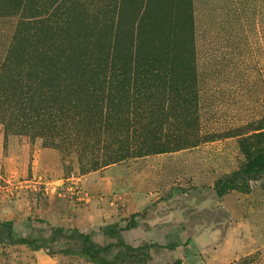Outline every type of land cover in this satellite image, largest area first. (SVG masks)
I'll return each mask as SVG.
<instances>
[{"label": "rangeland", "instance_id": "374dc122", "mask_svg": "<svg viewBox=\"0 0 264 264\" xmlns=\"http://www.w3.org/2000/svg\"><path fill=\"white\" fill-rule=\"evenodd\" d=\"M262 149L264 0H0V222L16 237L101 245L148 209L118 235L161 247L148 264H264V176L214 192ZM0 264L88 263L0 245Z\"/></svg>", "mask_w": 264, "mask_h": 264}, {"label": "trees", "instance_id": "16d2710c", "mask_svg": "<svg viewBox=\"0 0 264 264\" xmlns=\"http://www.w3.org/2000/svg\"><path fill=\"white\" fill-rule=\"evenodd\" d=\"M46 59L47 62H49L54 61L55 58L47 57ZM67 60L68 58L64 59V61ZM75 61L81 63L83 62V60L80 61L79 57H77ZM46 68H50L49 70L45 69L47 75H51L53 77L60 78V76H62L66 78L71 74H74L75 77L77 74L75 69L66 73L67 69H63V66L57 69L55 64L51 63H49ZM96 68L97 65L92 66L93 75L91 76L92 78H95V80L98 74V68ZM117 72L118 71H115V73ZM115 75L113 73V76ZM116 78H118V81L128 83L130 75H128V72H125L124 74L122 73L121 75L116 76ZM152 78H155V76ZM23 86L24 89L27 88V84H24ZM78 94L81 95V93ZM86 96L87 93L84 92L82 97ZM162 153H165V151H162L159 154ZM263 176L264 149L256 152L252 156H249L247 163L243 164L236 172L227 177L222 184L214 189V192L217 198L221 199L233 190L234 187L241 181H253L260 179ZM147 211L149 210L146 209L142 213L131 215L129 219L122 220L119 224L113 225L110 229L105 231L104 235L107 238L101 245L95 243L90 236L83 234L76 229L65 231L61 228H51L50 235L47 238L38 237L28 239L16 237L12 222H0V245L23 246L31 251L42 250L46 252V254L52 256L59 255L63 257H79L88 264H148L151 260V250L155 248L161 249V247L147 244L139 247H132L118 238V235L120 234H125L139 228L141 222L147 214Z\"/></svg>", "mask_w": 264, "mask_h": 264}, {"label": "crops", "instance_id": "0c3cea01", "mask_svg": "<svg viewBox=\"0 0 264 264\" xmlns=\"http://www.w3.org/2000/svg\"><path fill=\"white\" fill-rule=\"evenodd\" d=\"M168 78H170V79H167L166 81H165V83H164V87L166 86V87H171L172 86V81H173V78L170 76V77H168ZM172 79V80H171ZM169 92V91H168ZM225 260H223L222 262H224ZM222 262H220V263H222ZM219 264V263H218Z\"/></svg>", "mask_w": 264, "mask_h": 264}]
</instances>
